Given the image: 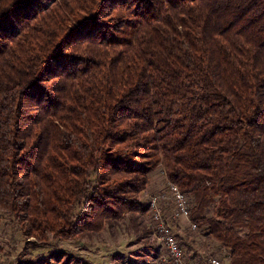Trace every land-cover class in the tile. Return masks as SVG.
Masks as SVG:
<instances>
[{"label":"trees","instance_id":"trees-1","mask_svg":"<svg viewBox=\"0 0 264 264\" xmlns=\"http://www.w3.org/2000/svg\"><path fill=\"white\" fill-rule=\"evenodd\" d=\"M53 2L0 0V209L75 238L162 164L216 253L264 264V0Z\"/></svg>","mask_w":264,"mask_h":264},{"label":"rangeland","instance_id":"rangeland-1","mask_svg":"<svg viewBox=\"0 0 264 264\" xmlns=\"http://www.w3.org/2000/svg\"><path fill=\"white\" fill-rule=\"evenodd\" d=\"M69 3L73 0H55L52 4ZM39 20L40 16L31 23H40ZM168 181L163 165L155 166L146 189L138 194L146 210L129 211L122 218L107 222L100 231L70 239L53 238L46 244L33 238L30 242L13 217L0 209V264H169L165 260L166 246L154 227V198L182 238L186 256L192 257L190 262L204 263L216 254L219 243L207 238L202 228L191 229L188 219L173 217L175 203Z\"/></svg>","mask_w":264,"mask_h":264},{"label":"built area","instance_id":"built-area-1","mask_svg":"<svg viewBox=\"0 0 264 264\" xmlns=\"http://www.w3.org/2000/svg\"><path fill=\"white\" fill-rule=\"evenodd\" d=\"M169 192L173 197L175 203L174 218L184 217L189 221V227L197 230L198 226L190 219L189 197L180 189V187L168 181ZM157 198L151 202V207L154 209V227L160 234V239L163 241L167 249L165 260L169 264H192L190 259L186 256L184 247L182 245V238L174 231L173 226L165 216L163 206L156 203ZM227 253L221 251L209 257L208 264H225L227 262Z\"/></svg>","mask_w":264,"mask_h":264},{"label":"crops","instance_id":"crops-1","mask_svg":"<svg viewBox=\"0 0 264 264\" xmlns=\"http://www.w3.org/2000/svg\"><path fill=\"white\" fill-rule=\"evenodd\" d=\"M151 183V182H150Z\"/></svg>","mask_w":264,"mask_h":264}]
</instances>
